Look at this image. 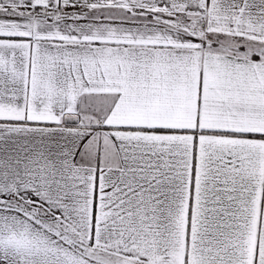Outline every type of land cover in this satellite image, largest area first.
Returning a JSON list of instances; mask_svg holds the SVG:
<instances>
[{"label": "snow or ice", "instance_id": "snow-or-ice-1", "mask_svg": "<svg viewBox=\"0 0 264 264\" xmlns=\"http://www.w3.org/2000/svg\"><path fill=\"white\" fill-rule=\"evenodd\" d=\"M0 264H264V0H0Z\"/></svg>", "mask_w": 264, "mask_h": 264}]
</instances>
